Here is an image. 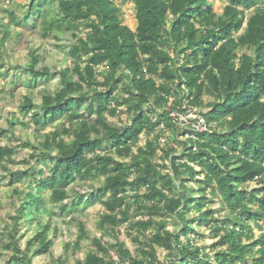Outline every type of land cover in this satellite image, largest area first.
Instances as JSON below:
<instances>
[{"label": "trees", "instance_id": "trees-1", "mask_svg": "<svg viewBox=\"0 0 264 264\" xmlns=\"http://www.w3.org/2000/svg\"><path fill=\"white\" fill-rule=\"evenodd\" d=\"M17 1L2 9L0 50L12 30L72 43L71 63L55 71L30 52L18 68L28 88L55 79L59 88L45 90L40 103L28 92L18 111L29 121L15 113L0 126V140L18 126L36 138L0 145L4 179L28 186L13 190L19 205L2 236L4 263L51 255L54 219L64 217L77 228L66 253L85 241L95 247L75 264H264V0H227L222 14L211 0H121L134 5L136 30L116 0ZM194 109L204 132L172 116ZM120 113L124 126L109 120ZM23 148L31 151L26 168L11 171ZM88 181L101 183L84 191ZM97 203L105 207L100 238L81 219ZM22 227L34 229L25 248ZM120 227L135 252L119 239ZM204 229L215 240L210 251L199 245ZM53 264L67 263L60 256Z\"/></svg>", "mask_w": 264, "mask_h": 264}, {"label": "rangeland", "instance_id": "rangeland-1", "mask_svg": "<svg viewBox=\"0 0 264 264\" xmlns=\"http://www.w3.org/2000/svg\"><path fill=\"white\" fill-rule=\"evenodd\" d=\"M214 4V9L218 14H222L225 6L227 5V0H211ZM19 3H25L26 0H18ZM117 4L121 8L124 14V23L127 24L131 29L136 30L137 20H136V10L132 3H125L121 0H116ZM13 5H10L9 0H0V24L2 21H5L6 14L3 13L2 9L12 8ZM6 22V21H5ZM21 31H23L21 29ZM87 31H81L80 35L85 36ZM72 43V38L70 36L64 37L59 46L56 45V42L53 39H44L41 35L32 32H24L21 38L16 37V31L12 30L11 40L6 43V46L0 50V63L3 68L1 72L5 76L0 75V126L3 128L8 127V120L13 118V114L17 113V116L24 120L29 121L25 118L19 111L18 107L20 103L24 100V96L31 92L36 103H40L41 95L46 90L47 92L56 91L59 88L58 79L52 80L48 83L39 85L37 88H28L27 79L28 75L23 73L21 69L26 68L31 60L30 52L36 50L43 58V62L40 66H47L51 70L55 71L65 66V64H70L71 60L65 53L67 46ZM111 122L117 123L120 126H124L128 123L127 116L124 113H120L116 118H109ZM62 124V123H61ZM52 129H48L47 132ZM30 138L33 141H36L35 134L33 129L24 130L22 127L18 126L16 130L15 137L4 138L0 140V145H19V140H26ZM20 138V139H19ZM144 144V141L142 142ZM30 149H21L20 153L15 156L16 164H10L9 169L15 171L18 169H25L26 165L23 164V160L29 157ZM35 167V166H34ZM7 173L4 169L0 167V245L2 244V236L5 233L10 224V216L15 215V209L19 205V196L13 194V190H28L27 182L16 184L15 186L10 185L9 180L4 179ZM103 182V178L100 179ZM99 183H93L88 181L83 183L82 188L84 191L90 190L92 187H97ZM250 188L255 187L254 183L249 184ZM73 196L75 194L73 193ZM214 209H219L220 204L219 200H216L215 203L211 205ZM53 208L52 206H50ZM105 212V207L100 203H97L84 211L81 214V219L86 223L87 229L90 232L91 236H96L100 238L102 232L98 228V222L100 219V214ZM224 214V212H223ZM54 226L58 229V236L55 240L53 253L51 255H45L34 259L33 264H53V260L63 256L67 264H75L76 260H83L86 255L95 250L94 245L90 241H85L82 244L80 250L75 252L70 250L68 253L65 252V244H73L77 240V228L74 224L69 223V219L64 217H55ZM170 230H175L177 226L174 222L168 224ZM34 229L31 231H26L22 227V232L25 231L26 237L20 241L22 248H25L27 239L32 235ZM119 239L126 243L128 248L135 252L136 245L131 242V240L126 236L125 227H120ZM262 230L255 227L256 234H260ZM205 237L204 241H200L199 245L207 246L208 251H210V246L215 242L211 236L209 230H203ZM105 242H112L111 238L106 237ZM158 254L160 259L163 262H167V252L163 249H158ZM8 255L4 257L0 256V264L4 263L7 260ZM213 260V258H212Z\"/></svg>", "mask_w": 264, "mask_h": 264}, {"label": "built area", "instance_id": "built-area-1", "mask_svg": "<svg viewBox=\"0 0 264 264\" xmlns=\"http://www.w3.org/2000/svg\"><path fill=\"white\" fill-rule=\"evenodd\" d=\"M175 120L186 129H190L194 132H204L207 130V126L204 118L198 113V110H188L186 113H174L172 115ZM166 139H162V145L166 144Z\"/></svg>", "mask_w": 264, "mask_h": 264}]
</instances>
